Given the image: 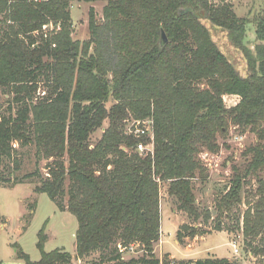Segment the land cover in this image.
<instances>
[{"label":"trees","instance_id":"trees-1","mask_svg":"<svg viewBox=\"0 0 264 264\" xmlns=\"http://www.w3.org/2000/svg\"><path fill=\"white\" fill-rule=\"evenodd\" d=\"M99 1H106L105 23L97 25L91 10V39L81 45L72 39V5ZM0 18V88L14 96L0 116V186L34 184L35 194H46L58 210L73 215L79 260L100 252L109 264H169L154 254L160 184L167 183L178 210L206 226L212 217L207 212L202 218L194 190L195 181L208 177L199 155L218 153L219 136L233 126L254 133L258 142L232 168L230 186L217 199L216 228L222 229L221 218L232 216L255 178L257 195L240 229L247 251L264 264V14L254 20V50L245 43L248 19L222 0H0ZM203 20L227 32L244 55L246 76ZM102 32L109 39H99ZM40 83L47 88L37 98ZM225 97L238 102L227 107ZM132 121L152 122L153 154L137 151L149 139L128 133ZM98 130L102 137L93 142ZM16 143L34 147L37 162H49L47 176L38 169L16 175L22 166ZM181 230L179 242L207 233L191 225ZM46 241L42 230L39 261L17 244L16 258L71 264L64 249L46 252ZM134 244L145 254L123 260L122 250ZM186 264L231 262L208 257Z\"/></svg>","mask_w":264,"mask_h":264},{"label":"rangeland","instance_id":"rangeland-1","mask_svg":"<svg viewBox=\"0 0 264 264\" xmlns=\"http://www.w3.org/2000/svg\"><path fill=\"white\" fill-rule=\"evenodd\" d=\"M38 1V0H35ZM41 0L38 2H42ZM214 4H220L221 0H211ZM233 6L235 13L242 18H247L246 45L254 50L257 44L256 24L254 20L264 13V0H222ZM106 1L95 3H73L71 8L73 33L72 39L81 45L91 39L90 12L93 11L97 25H104L103 10ZM1 19V18H0ZM209 29L213 40L220 50L233 62L242 76L248 73L247 62L243 53L234 48L228 38V34L221 28L213 26L209 21L203 20ZM50 31L53 25L47 27ZM99 39H109L108 34L102 32ZM92 49L90 50V52ZM110 51L109 53H111ZM110 58V57H109ZM112 62V60H110ZM47 86L40 83L36 97L40 98L45 93ZM13 95L6 94L0 88V116L7 114ZM238 102L237 97H225L227 107H232ZM114 102L111 100L108 107ZM134 121L126 125L129 128ZM108 127V121L104 123V129ZM103 130H98L92 137L93 142L102 137ZM258 142L257 136L250 132H243L231 126L225 137L219 136L221 149L218 153L202 151L199 155L204 163L208 177L205 183L195 181L194 190L197 203L200 207L202 218L207 212L211 214L209 223L205 226L201 221L194 222L188 215L178 210L175 200L168 194L167 183L160 184V212L161 230L160 239L154 245V254L163 263L186 264L189 261L207 258L208 253L217 254L228 259L231 264H260L261 258L251 255L245 246L242 227L243 214L254 202L259 183L255 178H250L243 188L242 203L235 208L232 216L222 217L221 230H217L216 203L219 196L230 186L232 168L241 164L247 149ZM17 155L22 162L21 170L16 173L23 176L33 173L37 169L42 175L47 176L48 161L37 162L36 150L32 146L21 147L15 144ZM264 179V175H263ZM34 184H23L16 187L0 186V262L2 264H25L17 259V244L21 250L28 254L32 261L41 259V253L37 247L39 233L44 230L47 241L44 244L46 252L63 249L72 255L71 264H109L105 263L100 252L79 260L76 257V232L78 222L69 212H61L56 204L46 194H35ZM29 224L26 225V219ZM184 225H191L197 229L207 231L204 235L195 238H185L179 242L178 233ZM26 227V229H25ZM122 259L128 261L140 258L145 254L144 249L134 244L128 249L122 250ZM174 257V258H173ZM211 257H216L215 255Z\"/></svg>","mask_w":264,"mask_h":264},{"label":"built area","instance_id":"built-area-1","mask_svg":"<svg viewBox=\"0 0 264 264\" xmlns=\"http://www.w3.org/2000/svg\"><path fill=\"white\" fill-rule=\"evenodd\" d=\"M128 133L131 135H135L138 138L145 137L149 139L148 142L140 143L138 145L137 151L141 155L147 156L150 153H154L153 125L151 121H140L132 123V125L128 128Z\"/></svg>","mask_w":264,"mask_h":264},{"label":"water","instance_id":"water-1","mask_svg":"<svg viewBox=\"0 0 264 264\" xmlns=\"http://www.w3.org/2000/svg\"><path fill=\"white\" fill-rule=\"evenodd\" d=\"M160 40H161L162 45H166L168 42V39H167V37L163 31L161 32V39Z\"/></svg>","mask_w":264,"mask_h":264},{"label":"crops","instance_id":"crops-1","mask_svg":"<svg viewBox=\"0 0 264 264\" xmlns=\"http://www.w3.org/2000/svg\"><path fill=\"white\" fill-rule=\"evenodd\" d=\"M27 185H29V184H27ZM33 192H34V189H33ZM64 249V248H63ZM209 255L207 256V258L208 257H211V256H213V255H215L217 258H221V259H224V258H222V257H219L217 254H213V253H208ZM174 258V257H173ZM205 259V258H204ZM226 259V258H225Z\"/></svg>","mask_w":264,"mask_h":264}]
</instances>
